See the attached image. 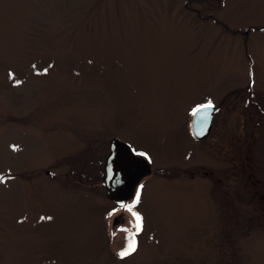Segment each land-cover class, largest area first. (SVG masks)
<instances>
[{
    "label": "rangeland",
    "instance_id": "374dc122",
    "mask_svg": "<svg viewBox=\"0 0 264 264\" xmlns=\"http://www.w3.org/2000/svg\"><path fill=\"white\" fill-rule=\"evenodd\" d=\"M0 264H264V0H0Z\"/></svg>",
    "mask_w": 264,
    "mask_h": 264
},
{
    "label": "water",
    "instance_id": "95a60500",
    "mask_svg": "<svg viewBox=\"0 0 264 264\" xmlns=\"http://www.w3.org/2000/svg\"><path fill=\"white\" fill-rule=\"evenodd\" d=\"M214 109L215 106L211 104V107L200 106L192 112L188 126L195 140L201 141L209 135ZM103 170L107 198L114 203H123L134 195L136 186L150 174L151 167L146 157L135 154L120 138L112 137Z\"/></svg>",
    "mask_w": 264,
    "mask_h": 264
},
{
    "label": "snow or ice",
    "instance_id": "6c2138e0",
    "mask_svg": "<svg viewBox=\"0 0 264 264\" xmlns=\"http://www.w3.org/2000/svg\"><path fill=\"white\" fill-rule=\"evenodd\" d=\"M201 107H211V104L209 103L208 105H204V106H201ZM137 219L139 220V217H137ZM138 230H139V226H138ZM135 250L134 249V244L133 245H129L128 249L126 250H123L120 255L121 256H124V255H128L130 251H133Z\"/></svg>",
    "mask_w": 264,
    "mask_h": 264
},
{
    "label": "flooded vegetation",
    "instance_id": "af4514ba",
    "mask_svg": "<svg viewBox=\"0 0 264 264\" xmlns=\"http://www.w3.org/2000/svg\"><path fill=\"white\" fill-rule=\"evenodd\" d=\"M248 96L250 97V94H248ZM246 101V100H245ZM253 107V105H252V103L251 102H248L247 103V101H246V103H245V107ZM215 111H216V108L214 109V113H213V120H212V128H211V131H212V129H213V125H214V115H215ZM210 131V132H211ZM210 134V133H209ZM124 203V202H123ZM123 203H117V204H123Z\"/></svg>",
    "mask_w": 264,
    "mask_h": 264
}]
</instances>
